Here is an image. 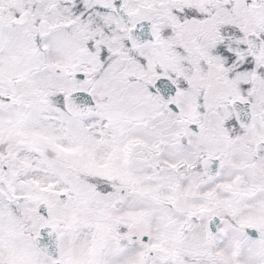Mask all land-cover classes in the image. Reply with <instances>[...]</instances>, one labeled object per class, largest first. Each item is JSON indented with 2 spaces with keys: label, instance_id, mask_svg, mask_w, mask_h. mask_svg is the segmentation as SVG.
Here are the masks:
<instances>
[{
  "label": "snow or ice",
  "instance_id": "obj_1",
  "mask_svg": "<svg viewBox=\"0 0 264 264\" xmlns=\"http://www.w3.org/2000/svg\"><path fill=\"white\" fill-rule=\"evenodd\" d=\"M0 264H264V0H0Z\"/></svg>",
  "mask_w": 264,
  "mask_h": 264
}]
</instances>
